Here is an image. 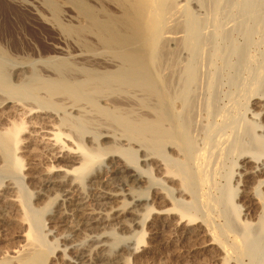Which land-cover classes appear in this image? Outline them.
Listing matches in <instances>:
<instances>
[{"label":"bare ground","instance_id":"6f19581e","mask_svg":"<svg viewBox=\"0 0 264 264\" xmlns=\"http://www.w3.org/2000/svg\"><path fill=\"white\" fill-rule=\"evenodd\" d=\"M7 1H11V0H0V11H1V9H3V10L7 9L8 10L9 3ZM127 1L128 2L125 1L126 4L124 3L125 4L124 6H122L123 3H121V4L118 3V5L125 10L122 13V15L125 16L124 19L125 20L127 19V20L132 22V26H133L132 27L133 28L132 33L134 30H135L134 33L137 32L138 34H139V32L142 31L141 32L142 34H140V36L142 35L144 37L143 38L144 43L149 42V44H147L146 47L144 46L145 48L143 47V49L142 50L140 49V51H139L138 46H136L134 44V42H135L134 40L136 38L135 39L132 38L133 40L131 39V37L133 36L132 34H128L130 39L127 36V34H124V33H123V35H121L122 33L118 34V32H120V30L123 32L122 26L124 27V25L120 24V22L121 23L124 22V19L122 20L121 17L117 18V16L121 15L120 14L121 12L119 13L120 15L115 13L117 15L116 18H114L115 14H113V16H112L113 19L111 21H109L107 19L105 21V18H106L105 17L103 24L101 21L96 23V25L98 24L97 27L99 26V28H101V30H99V31H101V33H99V32H96V33L98 35L104 34L103 36H106V34H107L106 32L109 29L110 32H108V33H112V34L115 33L114 36L116 38L112 37V34H110L112 37L110 40H112L113 38L116 39V40L114 39V42L112 41L113 43H115V41L119 42V40L125 41V39H120V37L122 38V36H123V38H126V41H127V38L129 39V41L131 40V43L129 42L130 45L133 43V46H131L133 48L129 47L130 45L127 46L132 50V52H130L131 50H129V48H127V47H126L127 50H125V48L123 49V47L126 46L124 44V42H120L123 44H119V45H125V46H123V47L121 46V48H120V46L118 45L120 48L118 50V52L115 51V49H116L115 47H117V49H118V46H117L118 43L116 42V45L113 44L114 46H112V47H114V52H116V54L118 53L117 57H118V59L120 58L119 59L120 61H121V59H122V61H124L123 59H126L128 61H124V62H126V63L129 62V64H128L129 66H127V65L122 66V67H127L126 69L124 68L122 73L120 72L122 70V67L120 66L121 64L119 65V67H121L120 69H118V70H120L119 76H122V79L124 78V81H120V82H123V84H124V82H127L126 84L128 85V83H131V81H133L136 84L137 82H135V81H137L139 78L141 79L142 77L145 78L147 76V78H148V76L151 75L154 78L152 80H154V82H155V88L153 89V87H154L153 86L151 90H154V91H152L154 94L153 93L152 94L154 95V98L156 99L155 103L158 102V104H156V105L160 106L162 103L159 104V102L165 101L164 104L166 106H168L169 115L168 116L166 115L167 116V118H166L163 114H161L160 108L158 107V109L155 112V114L157 113L156 114L157 118L155 117L157 119V121H156L157 123H155V125H152V127L147 128V127H143V126H136L133 124L134 126L131 125V127L129 126L128 129L132 133V134L130 133L131 136L136 135L137 138H139V140H140V137H142L144 139L143 140L144 144L149 143L148 144L149 146L151 144H152L151 146L157 145L158 148L156 146L155 147L159 153L163 154V161L165 160V163L161 162L159 159V162L156 163L155 167H157V169L160 171V175L162 174L161 175V176H163L162 180L166 179V181L168 180V182H169V180L172 181L176 175H177L176 178L179 176L182 177V182H181V185H180V188L178 191L181 193V195H180V198L178 197V194H177V197L174 195V193H176V192L173 193V191H174V189H177L176 186H175L176 188H174L173 191H172V188L169 189V190H171V192H167L168 191L167 187L163 186L160 188V190L161 189L164 190V187H166L165 190H166L167 194H166V192H164V194L166 195L164 197H166V201L172 203L171 208H167V209L165 208V209H161V210H158L157 212H155L154 208L149 207V204L147 203L148 204L147 205L145 203L146 205L144 204V207H143V209H145V211L142 209L144 211V213L141 214L140 211H142V210L137 208V206L139 205L138 203H140L139 202L140 199L138 200V198L135 194V192L137 191L136 186L138 185V188H139L141 184H144L145 182L149 181V183H147L148 184L147 187L151 186V188H152L153 186H155L154 184H152V183H155L154 181L152 182V180H155V179L153 178L154 176L152 177V179L149 176H146V174L150 175V172L148 171V169H146L148 171V173H146V174L144 172L142 173L143 170L141 168H138L137 166H139V165H137L136 163L135 164H136L137 170L136 169L134 170V168H133V167H135V166H133L134 159L130 154V156L133 159V160H131L133 162H131V161H130L131 163L129 162V165L133 163L130 166L127 165V161H128L127 159H126L127 160L126 164H124L125 161L124 162H121V161L118 162L117 157H116L117 162H115V160H113L116 164L115 165L116 166V169H115L116 173L119 174L120 176L121 175L123 176V174H127L130 177L131 183L129 186H127L128 188H126L124 191H122V190L121 191L103 190L102 192H98V194L96 193L99 201H100V199L102 200L101 201L102 203H103V200L106 201L105 202L106 208H105V210H103L104 212L102 211L101 213L97 214V212L95 213L93 211H91V212L85 211L84 209L86 206L84 207V202L80 201L82 199L78 198L79 201L77 202V199H76L75 200L76 202H74L72 199V197H74V196H72L70 192L74 191L75 188L78 186V185H76V187H75V182L78 184L79 181L81 182L84 179V176L87 173L90 174L89 172L91 170H93L92 168L101 158V156L103 154V153H101L102 151L101 150H98V151L94 150L95 152H93V150L91 151V149H92L91 148L92 146H91L90 147L91 152H90L89 149H86V147L84 145L85 143L83 144L80 141L81 139H79V141H77V139H76L77 142H73L74 139L73 140L71 139V135L64 131V129H66V128L63 126V122H61V119L57 116L58 112L55 113V112H53L52 109H49L48 104L53 103V102H51L52 99H50L51 101L49 103H47L48 101L46 102L47 105H45V102L42 101L41 107L40 106L36 107V106H33L32 104H31L32 106H29V105L23 106L24 104L19 105V103H17V104L15 103V105H13V106H15L14 110L16 112H18L15 114L20 115L19 114V112H20L21 114L30 117V119L35 118L34 119L35 121H33V120L30 121V123L32 124L31 126L33 128L31 127L32 131L29 129L30 130L29 135H31V136L35 135L36 136V135L40 134L39 135L40 138H38V139L40 140L41 143L45 144L46 147L51 150V152L52 151L54 152V155L52 154L53 156H56L57 159L67 158L72 163V165L74 164L73 166H70V167H64V166H60V165L50 166V168H48V170L45 174L46 177L48 178V180L51 181V183L53 182L55 185L64 184L65 182L69 183L68 186L70 187V190H69V187L66 185L68 187V189L66 191H70L69 192L70 195L67 192L68 193L66 195L67 198L64 196V198H66V199H63L60 201V207H63L65 203L67 205H65L66 206L65 210L63 209L64 210L63 211L61 208L60 212L63 211L62 214L66 218L72 217L69 215H73V217H75L76 216L75 213H77V214L79 213V216L78 215L77 216H78V218H80V220H77V221L78 222L81 221V223L86 222L85 224L88 223L91 226L93 224H95L94 222L97 218L99 220H102L105 222H107L106 220H109V219L111 220L113 218H118L121 227L124 229H127V230L128 229L133 230L136 227L143 226L145 223L143 219L146 217V215L150 214V216H151L152 213H156V214H158L159 217L170 221V223L172 222L171 224H169V225H175V226H172L173 227L172 229H174V228L178 229L179 226H182L183 229H185V232H189V231L192 232V230L195 231L196 229H198V228H196L197 226H195V228L192 227L193 224L197 223L196 220L198 218L197 217L198 213H196L194 211V205H193V201H192L195 198V196H193V198L191 200L190 197H189L190 199L187 197L185 198V196L183 197V194H185V192H186L185 190H187V188L190 186L191 182L193 181L197 185V186L195 185L196 188H199V192H197L196 194L197 195H198V193L201 194L203 204L206 205L205 208H209V209H211V211L212 210L218 211L221 216L223 215L225 217L224 219H225L226 223L224 224V226H221V228L219 229L221 233L215 234L210 243L211 244H220V245L222 244L223 246L221 249L223 250V252L226 253V257H231L232 256L231 254L237 253L238 257L244 256V255H245L244 257L249 256L251 259V262H250L251 264H264V242H263L264 240L261 238L262 235L264 234L263 233L264 232V211L261 212V214L258 216L259 219L257 220L258 223L256 225L252 224V222L251 223L247 222L246 219H244L245 220L244 222L241 220L240 221L237 220L236 216L239 213L238 211L242 210V209H240L242 207H240L241 205L239 206L238 204H236L235 200H234V198L236 196L234 189L237 186L236 184H238V183L234 182L235 186H233L234 183H232L233 182L232 179H234L233 178L234 169L236 168V167H234V165L236 163H234L233 158L239 156L242 159H244V162L242 163L243 166H241L244 170L241 173L239 172L241 174L239 176H243V177L245 176L246 179H249L251 177L250 175L257 174V176L259 177V179L257 181L258 184H256V186H254V187L251 186L249 188L246 186L248 188V190L246 188L243 190L244 192L248 193V195H247L248 198L247 197L246 198L249 199V203H251L252 205L255 204L254 203L256 201L255 198L258 201L259 200L263 201L262 187H264V124L262 125L261 123L256 122L253 119H255V118L257 119V117L260 116L261 114L264 115V50L259 51V52H257V51L254 52L253 49L255 46H257V44L264 47V0H127ZM12 2H14V1H12ZM80 2L78 1L77 3H80ZM122 2H123V0H122ZM82 3H83V0H82ZM20 4L22 5L21 1H20ZM20 4L18 3V6ZM15 7H17V5ZM87 7L88 6H86L84 9L85 11H87V9L89 8V7L88 8ZM90 9H88V10L89 11L93 10V8L91 10ZM7 10L5 11L6 13H7ZM10 10L8 12H11ZM93 11H95V10H93ZM93 11H92V14H90L91 16L93 15ZM13 12H14V10H13ZM6 13L5 14L3 13L5 16L1 15V16H4V17H2L1 20H3V18H5V20H6L5 22L8 23L9 15L7 16ZM94 13H95L94 15H97L99 12L98 13L94 12ZM112 13H114V12H112ZM112 13L111 14L109 13L108 15H112ZM88 14H89V12H88ZM94 15L92 16V18L95 17ZM96 17H99V15ZM93 19H96V18H93ZM109 19H111V18H109ZM9 20L11 21L12 19H9ZM18 20L20 21V19H18ZM96 20H101V19L99 18ZM96 20L95 21L93 20L94 25H95V22H97ZM90 21H92V19ZM90 21H88L89 24H90ZM108 21L110 23H108ZM100 22H101V26L99 25ZM106 22H107V24H105ZM125 22H127V21H125ZM131 22H130V24H131ZM127 23H129V22H127ZM127 23H125V24H127ZM91 25H92V23H91ZM129 26H127V27L129 28ZM6 27H8V26H5V28ZM88 27H90V25ZM77 28H74L72 30L74 31ZM80 30H82V29H80ZM124 30H126V29H124ZM5 31H8V30L5 29ZM78 31L79 30H77V32H75V33H78V34H79V32L82 33L81 31H79V32ZM96 31H98V30H96ZM130 31H131L130 29H129V32L127 30V33H130ZM1 32H3L2 28H1ZM9 32L10 31H8L7 35L9 34ZM0 36H1V33H0ZM4 36L5 35H3V37ZM103 36L101 35L100 37L102 38ZM108 38H110V37H108ZM1 39H3V38H1ZM103 39L106 40L107 38H102V40ZM139 39H137V40L139 41ZM110 40H108V42H107L109 45H110V43H109ZM140 41L142 42L143 40L140 39ZM112 42H111V44H112ZM102 43L107 44L106 42H102ZM108 44H107V46H109ZM3 46H4V44H3ZM9 46H8V48H9ZM134 47L137 49H134ZM8 48H6V49H8ZM111 49L113 50V48L110 47V51H112ZM133 49L135 50V52ZM136 51H139V53ZM114 52H111V54ZM182 52H184L186 55L183 54ZM5 53H9V52L5 51ZM96 54L102 55V54H99L97 52H96ZM111 54H109V55H111ZM181 54H183L185 56H183ZM9 55L7 54L8 57H11ZM3 56H2V59L4 58ZM96 56H94V57H96ZM113 57L114 58H111V59L113 61H114V59L116 60L117 57H116L115 53H114ZM123 57H125V58H123ZM107 60H108V58H107ZM6 61H7V59H6ZM102 61H103V59H102ZM104 61H106V60H104ZM6 63H5V65H6ZM8 63H10L9 59H8ZM111 63H113V62L111 61ZM4 66H2V67H4ZM7 66H10V64L9 65L7 64ZM228 69L231 71L234 70L233 72H235V73L232 72L231 75H228V77L230 76V81L229 80L228 81L230 83L232 82L234 84L233 86L236 85L237 89H236V92H233L232 94L230 93L231 94V96H230L231 99H229L230 103H228V105H225V106H223V108H221V106L219 107V105L217 104V98L219 97V94H218V92H219L218 87L219 86H217V83H219L218 82V81H220L219 79L223 76L225 71H227ZM242 69L245 71V73L247 75H244L243 71L241 73L240 70H242ZM22 70H23V68H22ZM247 70H248V72H247ZM239 71H240V74L242 76L239 75V73H238ZM113 72H115V71H113ZM116 73H118V72H116ZM21 74H22V71H19L18 76H20ZM25 75H27V74H25ZM89 75H91V73ZM127 75H130V76H128V77H131L130 81H129V78H126ZM117 76H116V78H117ZM42 77L43 76H41V79H42ZM65 77L66 76H64V78ZM203 77L206 79H203ZM64 78H62V81L66 80ZM94 78H95V76H94ZM109 78H112V77L109 76ZM147 78H145V80ZM151 78H148V79H151ZM2 79H4V77ZM52 79L54 80L53 77H52ZM87 79H89V78H87ZM5 80H6V77H5ZM5 80H2L1 82L5 81ZM42 80H41V83H42ZM44 80H45V78H44ZM46 80H48V79H46ZM73 80H74V78H73ZM82 80H80V81H82ZM104 80H106V78H104ZM152 80H148V81H152ZM32 81H34V80L32 79ZM58 81H60V80H58ZM67 81H68V79H67ZM99 81H97V83H99ZM148 81L146 80V82H148ZM22 82H24V81H22ZM48 82H49V80H48ZM92 82L93 81L90 80V83H92ZM103 82L105 83V81H103ZM115 82H116V80H115ZM138 82H140V81H138ZM154 82H152L151 85H154ZM3 83L6 84L5 82H3ZM54 83H55V81L53 82V84ZM60 83H62V82L60 81ZM74 83H76V82H74ZM95 83H96V81H95ZM142 83H140V84L137 83V85L138 84L141 85ZM8 84L9 83H7L4 86H7ZM34 84H35V82H34ZM42 84H44V83H42ZM46 84H48V83L46 82ZM51 84L52 83H49V85H51ZM35 85H33V86H35ZM38 85L39 84H37V86ZM49 85H47V86H49ZM54 85L49 86L51 88H47V89H52L55 86H59V84L58 85L56 84L55 86ZM61 85L62 84H60V86ZM78 85L79 84H76V85L74 84L72 86L73 87L72 90H74V86H75V91H79V95H80L81 89L82 90L85 89V86H83L84 87L83 88L82 85H79L80 87H77ZM96 85H99V84H96ZM106 85H107V83H106ZM130 85H132V83ZM144 85H145V83H144ZM151 85H149L150 87H148V88H151ZM0 86L4 88L3 85H0ZM41 86H43V85H41ZM62 86H61V88L55 87L56 90L54 89L55 91L53 90V94H52V96L54 98H55L54 94H56L57 91H58L57 93L60 92L58 89L63 90ZM92 86H93V84L91 85V87ZM99 86H101V84ZM129 86H128V88H129ZM6 88L8 91L5 89H4V91L12 92V89L14 87L11 86V88H9V87H6ZM79 88H81V89H79ZM139 88H141V87H139ZM76 89H78V90H76ZM151 90H149V91H151ZM34 91H35V89H34ZM41 91H45V89H43ZM51 91L52 90H49V92H51ZM66 91H69V90L65 89L64 92H66ZM75 91L74 92L72 91V92L75 93ZM49 92H47L46 94H48ZM99 92H100V90H99ZM36 93H34V94H36ZM77 94L78 93H76L75 95L78 97L79 95H77ZM230 94H228V96ZM8 95H10V94H8ZM56 95L58 96V94H56ZM90 95H92V94H90ZM97 95H98V93H97ZM243 95H244L245 99L250 98L252 96H255V99L262 100L261 110L259 112H253V114L251 113V118H248L247 115L242 113V111H243L242 109L245 108V106L247 108V105H245L246 101L244 100V104H243L241 102L243 99L240 100L241 96L243 97ZM36 96L38 97V95H36ZM50 96H48V97H50ZM70 96L72 97V96H74V94L73 95L71 94ZM3 97H5V96H3ZM41 97L44 98L42 95H41ZM48 97H46V98H48ZM76 98H75V100H76ZM79 98H81V97H79ZM88 98H89V95L87 96V99ZM69 99H70V97H69ZM90 99H94V98H90ZM95 99H97V98H95ZM38 100H41V98H39ZM47 100H49V98ZM54 100H56V99H54ZM80 100H83V99H80ZM4 101H6V100H4ZM92 101H94V100H92ZM78 102H79V100H78ZM94 103H95V101H94ZM96 103H97V101H96ZM54 104L56 106V103H54ZM77 104H79V103H77ZM105 104H106V102H105ZM68 105H69V103H68ZM147 105H149V104L147 103ZM156 105H154V106H156ZM71 106H72V104H71ZM73 106H74V104H73ZM79 106H77V107H79ZM162 106H164V105H161V107ZM39 107L41 108V111L38 110ZM62 107H64V106H62ZM74 107H76V106H74ZM107 107L110 109L109 106H107ZM2 108H3V106H2ZM50 108H51V105H50ZM101 108H100V111L103 110ZM123 108H125V107H123ZM150 108H151V105H150ZM53 109H55V107ZM64 109H65V107H64ZM81 109H83V108H81ZM6 110H9V109H6ZM6 110H4V113L6 112ZM71 110H72V108H71ZM75 110H77V109H74L73 111L75 112ZM78 110L80 111V109H78ZM131 110H133L132 107H131ZM131 110H130V112H132ZM247 110L248 109H246V112H247ZM127 111H129V110H127ZM133 111H135V109ZM164 111L166 112V110H164ZM8 112H10V111H8ZM39 112H40V114H39ZM166 113H168V112H166ZM244 113H245V111H244ZM9 114H7V115L3 114L4 116L2 115L4 120L7 121L6 123H8V126H5L4 129L1 128L2 130H0V158H1V161H3V163L6 166L4 168L8 169L9 167H11L13 170H17V172H18V170H20L19 172H21V170H23V167L25 165V163H24L25 161L23 162V160H22L23 158H21L22 155L21 156L19 155V153H20L19 151H21L20 149L22 148L21 145H22V142L24 141L23 139H26L23 137V135H25L24 132H26L29 125L26 124L28 122L25 121V116H24V118H21L19 120H17L16 118H15L16 120H14V119L12 120L11 117H9L10 116ZM110 114H108V115L105 114V115L109 116ZM119 114H120V116L122 115L121 113H119ZM128 115H130V114H128ZM134 115H136V114H134ZM68 116H70V115H68ZM81 116L83 117V115H81ZM120 116H119V119H120ZM124 116H126V115H124ZM78 117H80V116H78ZM89 117H90V114H89ZM126 117H128V116H126ZM62 118H63L62 121H64L65 120L64 117H62ZM113 118L114 117H112V119ZM116 118H117V116H116ZM136 118H138V117L136 116ZM147 118L148 117H146L145 119H147ZM91 119L92 118H90L89 120H91ZM119 119L115 120L116 124H118L117 120H119ZM127 119H130V118H127ZM86 120H87V118H86ZM129 121L130 120H128V122ZM136 121H135V123H136ZM141 121H143V120H141ZM122 122L124 123V118H123ZM123 123H122V125H123ZM130 123H129V125H130ZM142 123H144V122H142ZM79 124H80V126L82 125V123H79ZM125 126L126 125L124 124V128H125ZM146 126H147V124H146ZM26 127H27V129H26ZM120 128H122V127H120ZM126 128H127V126H126ZM124 131H125V129H124ZM126 133H128V130ZM76 134H77V132H76ZM81 134H83V133H81ZM150 134H152V135H150ZM133 136H132V138L136 139L137 142L140 143V141H138V139L133 137ZM105 137H107V135ZM122 137H123V135H122ZM168 137L169 138L175 137L176 139L171 138V140H172L171 142H173V141H175V142L169 144L167 141L169 139ZM32 138L33 137H31V139ZM142 138H141V142H143ZM128 139H130V137H128ZM131 139H130V141H131ZM178 140L181 142L180 145H179V142H177ZM164 142H167L166 144H169L168 146L171 149L172 153H174V154H175L176 147H177V151H179L178 147H181L180 149H181V152H183V155L180 151L176 152V154H178L180 156L176 155V157H175V155L174 156L171 154H170L171 156L167 155L166 152H164L165 146L164 147L161 146L162 143H164ZM169 142H170V140H169ZM175 144H178V146L177 145L175 146ZM107 146H109V145H107ZM112 148L114 149V147H112ZM94 149H96V148H94ZM172 149H175V150H172ZM106 150H108V149H106ZM153 153H154V151H153ZM123 154H125V153H123ZM157 155H159V154H157ZM182 156L184 157L185 161L187 159V165L188 164L192 165V167H190L188 165L190 168H192V169H190L191 171L189 170L188 166H187L188 170L181 168L182 170L180 171L179 167L181 166V164H180L182 162L181 159H183ZM24 157H25V155H24ZM111 157H113V156L111 155ZM131 157H130V159H131ZM144 157H145V155H144ZM113 159H115V157ZM237 159H235V160H237ZM145 160H147V158ZM230 160H232L233 168L231 167V162H230V165L228 164ZM114 162H113V164H114ZM150 162H151V160H150ZM23 163H24V165H23ZM244 163H246V164L248 163L250 165L245 168ZM146 164H147V162H146ZM184 164H186V162ZM142 165H143V163H142ZM227 165H229V166H227ZM131 166H133L132 167L133 169L131 168ZM149 166H151V165H149ZM149 166H147V167H149ZM235 166H237V165H235ZM152 167H153V165H152ZM152 167H150V168H152ZM187 167H183V168H187ZM94 170H95V168H94ZM140 170H141V172H139ZM146 170H145V172H146ZM159 171H157V172H159ZM188 171H190L189 175L193 172V175L191 174V176H193V178H192L193 180H191L189 178ZM7 172H8V170H7ZM92 173L93 172H91V174ZM147 177H149L150 180H148ZM221 178H223L225 180V182L222 183L221 185H219V187H218L217 185L221 181L220 180L218 182V179H221ZM16 180H19V179H16ZM85 180H86V178H85ZM93 180H95V179H93ZM160 180H161V178H160ZM96 181H98V180H96ZM150 181L152 183H150ZM157 181H159V180H157ZM83 182H81V183H83ZM238 182H241V181H238ZM164 183H165V180H164ZM95 184H97V183H95ZM254 184H252V185H254ZM81 185H84V184H81ZM9 186H10V184L7 185V188ZM158 186L159 185H156V187H158ZM169 187H171V186H169ZM191 187H193V186H191ZM191 187H189V189H192ZM22 188H21V190H19L20 192H22ZM73 188H74V190H72ZM141 189H142V187H141ZM214 189L215 190L218 189L219 191L218 192L215 191L216 192L215 193V192H213ZM157 191H159V189ZM161 191H159V192H161ZM190 191L192 192V190H190ZM26 192H27V190H26ZM80 192H81V190H80ZM148 192L149 191H146V193H148ZM193 192H195V190ZM73 194L76 195L74 192H73ZM156 194H157V192H156ZM200 194L198 195V197H200ZM50 195L49 196L47 195L48 197L46 195H44L47 197V199H46V201H44L45 199L43 200L45 203L43 205H41L40 207H38V206L34 207L33 206L34 207V208L32 207L33 209L32 208H30V209L26 208L27 211L25 210L23 212L24 214L22 213L23 216L21 219L22 221L20 220L21 221L20 223L27 224V221L31 222L29 225L27 224L28 228L26 227L27 228L26 231L22 234V238L24 237L25 244H22V246H20L19 249L17 248L15 250H13L12 251L13 254H9L8 257H4L5 254H4V256H2L3 251L1 250L2 249V247H1V249H0V264H29V263H31L32 260H25L23 258V257H25V258L29 257V255L26 256L25 251L28 250V254H30L32 252V251H30V253H29L30 248H33L30 250L34 251V249H35L37 251V250H40L41 247H45L46 245H48L50 243V241L46 240L47 236L46 237H44V235L41 236V230L39 231V228H41V219L43 218V214H46V211L48 212V209L52 206L53 201L56 200L55 199L56 197H54V196L52 197ZM192 195H195V194L192 193ZM17 196H18V194H17ZM56 196H58V195H56ZM154 196H155V194H154ZM10 197H9L10 199H12V198L17 199L16 197H12V195ZM6 198L9 199L8 197H6ZM161 198H163V197H161ZM15 199H12V200L15 201ZM127 199H130V200H127ZM148 201L149 200H147V202ZM195 202H198V201L195 200ZM21 203H22V201H21ZM256 203H257V201H256ZM203 204H200V205H202L201 207H203ZM103 205H104V203H103ZM252 205L250 206V208L252 207ZM142 206H143V204H142ZM169 206H170V204H169ZM197 206H198V204H197ZM23 207L24 206L22 204V208ZM195 207H196V205H195ZM22 208H21V210H23ZM196 208H198V207H196ZM199 210L200 209H198V211ZM255 210H257V209H255ZM125 212L131 214L134 217L132 223H128V221L123 219L122 216H124L123 214H125ZM175 212L179 216L172 217V214ZM234 215H236V216H234ZM239 215H240V213L238 214V216ZM142 216H145V217L142 218ZM158 216H157V218H158ZM239 217H237V218L239 219ZM32 218H35V220H36L35 223L32 222ZM97 223H98V221H97ZM158 223H160V221ZM212 223H214V222L210 221V219H209V222L207 221L204 228H202L200 226H198V227L202 228L203 233L207 232V234H208V233H210V232H208L210 230V228L212 230V227H210V226H212L211 225ZM238 223H240L241 225ZM78 225L80 226V223H78ZM90 225H88V226L85 225V226L89 227ZM217 226H219V225L217 224ZM238 226L240 229L237 228ZM82 227L75 226L74 227L75 232H76V230L78 231V229L82 228ZM91 229H92V227H91ZM227 231H230L233 233L231 236V241L229 243H226L227 241H224L222 239V236L225 233H227ZM106 233H101V234L99 233L100 235L98 234L99 236H95V237H90L87 235L89 238L88 240L92 243V245L94 244V247L103 248V246L105 247V245H108L107 240H109L108 238L110 237L108 235V233L107 234ZM113 234L115 235V233H113ZM113 234H112V236H114ZM260 235H261V237H260ZM184 237H185V235H184ZM259 237H260V239H259ZM117 239L120 240L121 238L120 239L115 238L114 242H117L118 241ZM261 239L263 241H261ZM113 240H114V238H113ZM67 244L69 245L70 248L75 250V252H74L75 253V256H74L75 259H72L73 258V256H72V258H71L72 261H70V262H73L75 264H91V262H92L91 257L92 256L90 257V252H88V250H90V249L88 247H87L88 248L87 251L80 250L78 248L81 245H78V243L76 244V242L66 243V246L65 245H63V246H65L67 248L68 247ZM112 244H113V242H112ZM77 245H78V248H77ZM92 245H90V246H92ZM51 247H52V245H51ZM83 248H85V247L83 246ZM43 249L45 250V248H43ZM36 251H34V252H36ZM62 251H63V253H65L64 251H66V250H62ZM134 252H135V250H134ZM91 253H92V251H91ZM22 254L23 255L25 254V255L22 256ZM6 255H8V254H6ZM127 260H129V259H127Z\"/></svg>","mask_w":264,"mask_h":264},{"label":"rangeland","instance_id":"374dc122","mask_svg":"<svg viewBox=\"0 0 264 264\" xmlns=\"http://www.w3.org/2000/svg\"><path fill=\"white\" fill-rule=\"evenodd\" d=\"M12 1H14V2H12ZM20 1L22 2V5L20 4ZM76 1L77 2L81 1L80 2L81 4L77 3ZM125 1L128 2L127 0H125ZM125 1L123 0V2H122V0L121 1L120 0H118V1L117 0H83V3H82V0H11V1H7L9 3V5H8L9 8L7 7L8 10L6 9L7 13L5 12L6 10H3V9H1L2 12L0 11V13H1L0 14V26L2 25L0 27V33H1L0 37L3 38V39L0 38V68H1L0 69V82L2 80H5V77H6V80L3 82H5L6 84L9 83L7 86H4L6 84H4L3 82L0 83V85L4 86V88L0 86V113H1L0 114V123H1L0 124V126H1L0 130L4 129L5 126H8V123H6L7 121L4 120L3 116L5 114L7 115L9 113H10L9 117H11L12 120L13 119L19 120L21 118H24V116H25V121L28 122L26 124L29 125L28 129L26 127L27 130H26V132H24L25 135H23V137L26 138L27 140L23 139L24 141L22 142V145H21L22 148L20 149L21 151H19L21 153V154L19 153V155L20 156L22 155L21 158H23L22 159L23 162L25 161L24 162L25 165L23 163V165H24L23 170H21V172H19L20 170H18V172H17V170H13L11 167H9L8 169L4 168L6 166L3 163V161H1V158H0V198H1L0 199L1 200L0 201V209L2 208L0 210V249L2 247V249H1L3 251L2 256H4V254H5L4 257H8L9 254H13L12 253L13 250H15L17 248L19 249L20 246H22V244H25V240H24V237L22 238V234L26 231V229L28 228V225L31 222L27 221L28 225L24 224V223L23 224L20 223L22 221L21 220L22 216H23L22 213L25 210L27 211V209L32 208L33 206L34 207H37V206L40 207L41 205H43L45 203L44 201H46L47 197L51 194L50 196H52V197L54 196V197H56L55 199L56 200L58 199V200L57 201L54 200L55 202L53 201V204H52L53 207L51 206L48 209V212L46 211V214H43V218L41 219V228H39V231L41 230V236H43V235H44V237L47 236L46 240L50 241V243L49 244L47 243L48 245H46L45 247H41L40 250L36 251L34 249V251H36V252H34L33 250H30V249H33V248H30L29 253H30V251H32L30 254H28V250L25 251L26 256L29 255V257H27V258L23 257V258L25 260H32L31 263H29V264H75L73 262H70V261H72V259H75V257H74L75 256V253H74L75 250L70 248L68 244H67L68 249L65 247L66 243H71V242H76V244L78 243V245H81V246H79V248L77 245V248L80 250L87 251L88 248L90 249V250H88V252H90V257L91 256L93 257V258L91 257V261L93 262V263L91 262V264H251L250 263L251 259L249 256L244 257L245 256L244 255V256L238 257L237 253H233V254H231L232 256L230 255L231 257H226V253L223 252V250L221 249L223 246L222 244L220 245V244H211L210 243L215 234L221 233L219 229L221 228V226H224V224L226 223L225 219H224L225 217L223 215L221 216L218 211H213V210L211 211V209L205 208L206 205L203 204L201 194L198 193V195L200 194V197H198V195L196 194L197 192H199V188H196L197 185L193 181H192L193 183L191 182V184L189 186V187L193 186V187H191L192 189H189V187L187 188V190L184 189L186 192H185V194H183V197L184 196H185V198L190 197L192 200L193 196H195L196 199L195 198L194 199L196 201H198V202H195L194 199L192 200L193 205H194V211L196 213H198L197 214V217H198L197 220L198 221L196 220L197 223L193 224L192 227L195 228V226H197L196 228H198V229L200 227L204 228L207 221L209 222V219H210V221H212L216 224V225L214 223L211 224L212 226H210V227H212V230L210 228V230L208 231L210 233H208V234H207V232L203 233L202 228L199 229L200 231L198 229H196L195 231L192 230V232L191 231L185 232V229H183L182 226H179L178 229H176V228L172 229L173 228L172 226H175V225H169L172 222L170 223V221L159 217L158 214H156V213H152L151 216H150V214H147L146 217L142 216V218L145 217L143 219L145 222L144 225L140 226V227H136L133 230L131 229L132 231L130 229L127 230V229L122 228L118 218L106 220L107 222L99 220L97 218L94 222L95 224H93L91 226L88 223L85 224L86 222L81 223V221H79V222L77 221V220H80V218H78L79 213L78 214L75 213L76 216L78 215L77 217L75 215H74L75 217H73V215H69L72 217H68V218L64 217V215L62 214V212L66 208L65 205H67V204L66 203L64 204V206H63L64 208L60 207V201L63 199H66L67 198L66 195L70 192V191H66L69 187L68 186L69 183L65 182L64 184L55 185L53 182L51 183V181L48 180V178L46 177L45 174H46L48 168H50V166L60 165V166H64V167H70V166H73L74 164L72 165V163L67 158L57 159L56 156H53L54 152L53 151L51 152V150L49 148H47L45 144L41 143L40 140L38 139V138H40V136H39L40 134L36 135V136L35 135L34 136L29 135L30 130L33 128L31 126L32 124L30 123V121L31 120L35 121L34 120L35 118L30 119V117L23 115L20 112H19L20 115L15 114V113H18L14 110L15 106H13V105H15V103L16 104L19 103V105L24 104L23 106H27V105L32 106L33 105L36 107H38V106L41 107L42 101L45 102V105H47V103H49L51 101L50 99H52L51 102H53V103L48 104L49 109H52L53 112H55V113L58 112L57 116L61 119V122H63V126L66 128V129H64V131L71 135V139L72 140L74 139L73 142H77V141H79V139H81L80 141L83 144L85 143L84 145H85L86 149H89V151L91 148H92L91 151L93 150V152H95L94 150H97V151L101 150L102 151L101 153H103V154H102L101 158L92 168L93 170L95 168V170L94 171L91 170L89 172L90 174H91V172H93V173L91 175L87 173L84 176V179L81 181V182L84 181L83 183H81L79 181L77 184L75 182V187H76V185H78V186L75 188V190H74V188L72 189L74 191L71 190L72 192H70L71 195L74 196V197H72L74 202H76L75 201L76 199L78 202L79 201L78 198L82 199L80 201L84 202V207L86 206L84 209L85 211H88V212L93 211V212H95V213L97 212V214H99L103 210H105V208H106L105 202L106 201L103 200V203H104V205H103V203L101 202L102 200L101 199H100V201L98 200V198H97L98 192H102L103 190H114V191L115 190H117V191L122 190V191H124L126 188H128L127 186L130 185L131 179L127 174H123V176L122 175L120 176L119 174L116 173L115 162H117V161L118 162L119 161H121V162L125 161L124 164H126V161L128 160L127 165H129V162L134 159V164L133 163L132 164L135 167L131 166V168L133 167L134 170L135 169L137 170V167L141 168L143 170L142 173L144 172L145 174L148 173V171H149L150 175L146 174V176H149L151 179L154 176L153 178L155 180H152V182L154 181L155 183H152L150 181V183L155 185L152 188H151V186L147 187L148 186L147 183H149V181L145 182L147 185L144 183V184H141L139 188H138V185L136 186L137 191L135 192V194H136L138 200L140 199L139 200L140 203H138L139 207L137 206V208H139L140 210L143 209L145 203L146 204L148 203L149 207L154 208L155 212H157L158 210H161V209L171 208L172 203L166 201V197H164V196H166L164 194V192H166V190H165L166 187L168 190L167 192H171V190H169V189L172 188V191H173V189L177 187V189H174L173 193L176 192V193H174V195L177 197V194H178L179 198L181 195V193L178 191H179V188H180V185L182 182V177L179 176L176 178V176H177L176 175L174 177V179L172 181L169 180V182H168V180L166 181V179L163 178L165 180V183H166L165 184L164 180H162V177H163V176H161L162 174L160 175V171L157 169V167H155L156 163L159 162V159L161 162L165 163V160L163 161V154L159 153L158 150L156 149L157 145L151 146L152 145L151 144L149 146L148 145L149 143L144 144V141H143L144 139L142 137H140V140H139V138H137L136 135L135 136L132 135L133 137L137 138L138 141H140V143L137 142L136 139L132 138V136H131L132 133L128 129V127L129 126L131 127V125L132 126H134V125L143 126V127H147V128L152 127V125H155V123H157L156 122L157 121V119H156L157 113L155 114V112L158 109V107L160 108L161 114H163L166 118L169 115L168 106H166L164 104L165 101L159 102V104L162 103L161 105H164L165 107L164 106L161 107V105L157 106L156 104H158V102L155 103L156 99L154 98V95H153L154 93L152 92L154 90H151L153 86H154L153 89L155 88V82H154V80H152L154 78L150 75V76H148V78L152 77L151 79H148L147 76L145 78H147L146 79L147 81L148 80H152V81L146 82L145 78H143V77L141 79L139 78L140 80L138 79L137 81H135L139 84L143 82L141 85H139V84L137 85V83L135 84L133 81H131L133 86L130 85L131 83H128V85H127L126 84L127 82H124V84H123V82H120V81H124V78L122 79V76H119V74H120V72L122 73L124 68L125 69L127 68V67H122V66H124V65L129 66L128 65L129 62L128 63L124 62V61H128L126 59H123L124 61H122V59H121V61H120L119 60L120 58L118 59V57H117L118 53L116 54V52H114V47H112V46H114L113 44L116 45V42H117V41H115V43H113L114 39L116 38L114 36L115 33H113V34L108 33V32H110V30L108 29V31L106 32L107 33L106 36H103L104 34H101L103 36L102 38H107L106 40L105 39L102 40V38L100 37L101 35L99 34L100 35L99 36L96 33V32L101 33V31H99V30H101V28H99V26L97 27L98 24L96 25V23L101 21L103 24L105 17H106L105 21H106V19L111 21L113 19V17H112L113 14L116 13L118 15H120V14L121 15L117 16L115 14L114 18H116V16H117V18L121 17L122 20L124 19L125 16H123L122 13L125 10L122 7H120L118 5V3H120V4L123 3L122 6H124L126 4ZM18 3L20 4L19 6H18ZM16 5H17V7H15ZM86 6L89 7V8L87 7L88 9L93 8V10H95V11H93L91 9H90L91 11H89L87 8H86L87 11H85L84 9ZM9 10L11 12H8ZM13 10H14V12H13ZM92 11H93V15L95 14L94 12H96V13L99 12L97 15H94L95 17H93V18H96V19L100 18L101 20L93 19L92 18L93 15L92 16L90 15V14H92ZM88 12H89V14H88ZM112 12H114V13H112ZM3 13L4 14L6 13L7 16L9 15L8 23L5 22L6 21L5 18H3V20H1L2 17L5 16ZM109 13L110 14L112 13V15H108ZM1 15H4V16H1ZM98 15H99V17H96ZM17 18L20 19V21ZM90 18L92 19V21H90L91 20ZM109 18H111V19H109ZM9 19H12V20L10 21ZM93 20L97 21V22H95V25L93 24ZM88 21H90V24ZM109 21H108V23H110ZM125 21H127L129 23H127ZM101 22L99 23L100 26H101ZM130 22L131 21H129L127 19L126 20L124 19V22H122V23L120 22V24L124 25V27L122 26L123 32L120 30V32H118V34L122 33L121 35H123V33H124V34H127V36H128V34H132L133 36L131 35L132 36L131 39L136 38L134 40L135 41L134 44L136 46H138V50L140 51V49L142 50L144 46L146 47V45L149 44V42H145L146 44L144 43V39H143L144 37L142 35L140 36V34H142L141 33L142 31L139 32V34H138L137 32L134 33V31H135L134 30L133 31L134 34L132 33V30H133L132 27L133 26H132V22H131V24H130ZM91 23H92V25H91ZM125 23H127V24H125ZM105 24H107V22ZM89 25H90V27H88ZM5 26H8V27L5 28ZM127 26H129V28ZM1 28H2L3 32H1ZM74 28H77V29H75L73 31L72 29H74ZM5 29L10 31L9 32L10 35L9 34L7 35L8 31H5ZM80 29H82V30H80ZM124 29H126V30H124ZM129 29L131 31H130V33H127V30L129 32ZM77 30L81 31L82 33H80L79 31H78L79 34L75 33V32H77ZM96 30H98V31H96ZM110 34H112V37H115V38L110 40L112 38ZM3 35H5V36L3 37ZM107 36L110 38H108ZM138 37L140 39H142L143 41L141 42ZM120 39H125V41H126V38H123V36H122V38L120 37ZM129 39H130V37H129ZM129 39L127 38L126 42L119 40V42H117L118 43L117 46L119 44H123L120 42H124V44L126 46L125 45H119V46H120V48H121V46L122 47L125 46V47H123V49L125 48V50H127L126 47L129 46L131 43V40L129 41ZM137 39H139V41ZM108 40H110V42H109L110 45L107 43ZM102 42H106L109 46H107V44H103ZM111 42H112V44H111ZM3 44H4V46H3ZM8 46H9V48H8ZM119 46H118V49H117V47H115L117 49V50L115 49V51L118 52V50L120 49ZM131 46H133V43L129 47H131ZM110 47L113 48V50L111 49L112 51H110ZM129 47H127V48H129ZM135 47H134V49H137ZM6 48H8V49H6ZM131 48H133V47H131ZM129 50H131V49L129 48ZM253 50H254V52L255 51H257V52L263 51L264 47L257 44V46H255ZM5 51H8L9 53H5ZM139 51H136V52L139 53ZM96 52L99 54H102V55H98V54H96ZM111 52H114L116 57H117L116 60L114 59V61L111 59V58H114L113 57L114 53L111 54ZM130 52H132V50ZM134 52H135V50H134ZM182 53L185 54L184 52H182ZM7 54L8 55L10 54L9 56H11V57H8ZM109 54H111L112 56ZM183 54H181V55H183ZM185 55H183V56H185ZM2 56L5 59L4 58L2 59ZM94 56H96V57H94ZM107 58H108V60H107ZM123 58H125V57H123ZM6 59H7V61H6ZM8 59H9L10 63H8ZM102 59H103V61H102ZM104 60H106V61H104ZM110 60L113 63H111ZM5 63H6V65H5ZM7 64L8 65L10 64V66H7ZM119 65L122 67L121 71L118 70L121 68V67H119ZM2 66H4V67H2ZM22 68H23V70H22ZM17 69L19 71H22V74L20 76H18L19 71ZM113 71H115V72H113ZM233 71H231L229 69L227 71H225L223 76L219 79L220 81L221 80L222 81L221 82L218 81L219 83H217V86H219L218 87L219 97L217 98V104L219 105V107L221 106V108H223V106L228 105V103H230V100H229V99H231L230 96L233 92H236V89H237L236 85L233 86L234 84L232 82L231 83L229 82L230 76L228 77V75H231V73ZM240 71H241V73L243 71V74L247 75L243 69ZM240 71L238 73L240 76H242L240 74ZM116 72H118V73H116ZM247 72H248V70H247ZM90 73H91V75H89ZM233 73H235V72H233ZM25 74H27L28 76ZM102 74L103 75L105 74V75L103 76ZM2 76L4 77V79H2L3 78ZM30 76L31 77L33 76V77L31 78ZM41 76H43L42 77L43 80L41 79ZM64 76H66V77L64 78ZM94 76H95V78H94ZM109 76L112 78L114 76L115 77L112 79V78H109ZM116 76H117V78H116ZM128 76H130V75H127L126 78H129V81H130L131 77H128ZM52 77L54 78V80L52 79ZM61 77L66 79V80L63 79L65 82L62 81ZM72 77L74 78V80ZM44 78H45V80L48 79L49 82H48V80L45 81ZM87 78H89V79H87ZM104 78H106V80H104ZM32 79L34 81H32ZM57 79L60 80L62 83H60V81H58ZM67 79H68V81H67ZM114 79L116 80V82ZM203 79H206V78L203 77ZM41 80H42V83H44V84L41 83ZM80 80H82V81H80ZM90 80H92L93 82L90 83ZM94 80L96 81V83ZM22 81H24V82H22ZM54 81L57 85L59 84V86H55L56 84L55 83H54L55 85L53 84ZM97 81H99V83H97ZM103 81H105V83ZM138 81H140V82H138ZM34 82L36 85L34 84ZM46 82L48 84H46ZM74 82H76V83H74ZM152 82H154V85H151ZM49 83H52L51 85H54L55 87H58V88H61V86L63 85L62 86L63 90H60L57 88L60 92L59 93H57L58 91L56 92V94H58V96L56 94H54L55 98L52 96L53 90L55 89V87L52 89H47V88H51V87H49V86H51V85H49ZM106 83H107V85H106ZM144 83H145V85H144ZM32 84L35 85L36 87L33 86ZM37 84H39V85L37 86ZM40 84L43 86H41ZM60 84H62V85L60 86ZM74 84L75 85L76 84L82 85V87L85 86V89H83L84 91L81 89L82 87L79 88V89H81L80 95H79V91H75V86H74V90H72L73 89L72 86ZM92 84H93V86L95 85L96 87L92 86L93 87L92 88L91 87ZM96 84H99V85L101 84V86L96 85ZM148 84L151 85V88H148V87H150ZM45 85L46 86L49 85V86L46 87ZM79 85L77 87H80ZM11 86L14 87L12 89V92H7L8 90L6 87L11 88ZM128 86H129V88H128ZM138 86L141 88H139ZM33 88L35 89V91ZM4 89L7 91H4ZM43 89H45V91H41ZM65 89L69 90V91L64 92ZM49 90H52L51 91L52 93L49 92ZM76 90H78V89H76ZM99 90L101 93L99 92ZM149 90H151V91H149ZM72 91L73 92L75 91V93H73ZM47 92H49V93L46 94ZM34 93H36V94H34ZM76 93H78L77 94V95H79L78 97L75 95ZM97 93H98V95H97ZM8 94H10V95H8ZM71 94L72 95L74 94V96L71 97L70 96ZM90 94H92V95H90ZM228 94H230V95L228 96ZM36 95H38V97ZM41 95L44 98H42ZM67 95L70 97V99ZM88 95H89V98L87 99ZM3 96H5V97H3ZM48 96H50V97H48ZM46 97H48L49 100H47L48 98H46ZM79 97H81V98H79ZM39 98H41V100H38ZM75 98H76V100H75ZM90 98H94V99H90ZM95 98H97L98 100ZM54 99H56V100H54ZM80 99H83V100H80ZM4 100H6V101H4ZM78 100H79V102H78ZM92 100H94L95 103ZM240 100H242L241 102L243 104H244V100L246 101L245 105H247V108L245 106V108L242 109L243 110L242 113L247 115L248 118H251V113L253 114V112H259L262 108L261 107L262 100L255 99V96H252L250 98L245 99L244 95H243V97L241 96ZM96 101L98 104L96 103ZM105 102H106V104H105ZM54 103H56L57 107L55 106ZM68 103H69V105H68ZM70 103L72 104V106H73V104L76 107L79 105L80 106L77 108L73 106L74 107L73 108ZM77 103H79V104H77ZM147 103L149 105H147ZM60 104L62 106H64L65 109ZM50 105H51V108H50ZM150 105H151V108H150ZM154 105H156V106H154ZM2 106H3V108H2ZM107 106H109L110 109ZM54 107H55V109H53ZM123 107H125V108H123ZM131 107L133 110L135 109V111L131 110ZM39 108H38V110L41 111V108L40 109ZM71 108H72V110H71ZM81 108H83V109H81ZM100 108L103 110L100 111ZM162 108L164 110H166V112H168V113H166ZM6 109H9V110H6ZM74 109H77V110H75V112H74L73 111ZM78 109H80V111ZM126 109L129 111H127ZM246 109H248L247 112H246ZM4 110H6L5 113H4ZM130 110L132 112H130ZM8 111H10V112H8ZM244 111H245V113H244ZM119 113H121L123 116L121 115L122 116L121 117ZM39 114H40V112H39ZM89 114H90V117H89ZM105 114H107V115L110 114V115L107 116ZM128 114H130V115H128ZM134 114H136V115H134ZM68 115H70V116H68ZM81 115H83V117ZM118 115L120 116V119H119ZM124 115H126L128 117H126ZM78 116H80V117H78ZM111 116L114 118L112 119ZM116 116H117V118H116ZM136 116L138 118H136ZM62 117H64V119H65L64 121H62L63 120ZM146 117H148V118L145 119ZM86 118H87V120H86ZM90 118H92V119L89 120ZM123 118H124V123L122 122ZM127 118H130V119H127ZM116 119H119V120H117L118 124H116V121H115ZM128 120H130V121L128 122ZM141 120H143V121H141ZM253 120H255L256 122H259L263 125L264 124V115L261 114L260 116L257 117V119L255 118ZM135 121H136V123H135ZM142 122H144V123H142ZM79 123H82V125L80 126ZM122 123H123V125H122ZM129 123H130V125H129ZM124 124L127 126V128H126V126L124 128ZM146 124H147V126H146ZM119 126L122 128H120ZM124 129L126 132L128 130V133H126L124 131ZM76 132H77V134H76ZM81 133H83V134H81ZM106 135H107V137H105ZM122 135H123V137H122ZM150 135H152V134H150ZM76 136L77 137L79 136V137L77 138ZM31 137H33V138L31 139ZM128 137H130V139L132 138L131 141H130V139H128ZM141 138H142L143 142H141ZM171 138L173 139L175 137H171ZM171 138H169L167 140L169 144L175 142V141L171 142L172 141ZM76 139H77V141H76ZM169 140H170V142H169ZM177 142H179V145H180L181 142L179 140ZM164 143H162L161 146H163V147L165 146L164 152H166L167 155L171 154L173 156L175 155V157H176V155L180 156V155L176 154V152H179V151L181 152V149H180L181 147H178L179 151H177V147H176V150L172 149V150H175V154H174V153H172L171 149L169 148V146H168L169 144H166L167 142H164ZM107 145H109V146H107ZM176 145L178 146V144H175V146ZM112 147H114V149ZM94 148H96V149H94ZM106 149H108V150H106ZM152 150L154 151V153ZM123 153H125V154H123ZM181 153L183 155V152H181ZM130 154L133 157V159L130 156ZM157 154H159L160 156ZM24 155H25V157H24ZM111 155L113 157H111ZM144 155H145V157H144ZM114 157H115V159H113ZM116 157L118 159L117 161H116ZM130 157H131V159H130ZM146 158H147V160H145ZM182 158L183 159L180 158L182 160V162L180 163L181 166L179 165L180 171L182 169L188 170L189 166L192 167L191 164L190 165L188 164L189 166L187 165V159L185 161L183 156H182ZM233 159H234V163H236L235 165H237V166L234 165V167H236V168L234 169V174H233L234 179H232V181H233L232 183H234V182L238 183V184H236L237 186L234 189V191L236 193L234 200H235L236 204H238L239 206L241 205L240 207H242V208H240L242 210L238 211L240 213V215H239L240 217L238 216L239 213L237 214V216L236 215H234V216H236V219L239 221L241 220L244 222L245 221L244 219H246L247 222H250V223L252 222V224L256 225L258 223L257 220L259 219L258 216L261 214V212L264 211L263 210L264 209V202H263L264 201V187H262L263 201L262 200L258 201L255 198L257 203H256V201L254 202L255 204H253V205L251 203H249V199H247L248 193L244 192L243 190L245 188L248 190L249 187L256 186V184H258L257 181H258L259 177L257 176V174L250 175L251 177L249 179H246L245 176L244 177L239 176V175H241L240 173L244 170L241 167V166H243L242 163L244 162V159H242L239 156L234 157ZM235 159H237V160H235ZM113 160H115V162ZM150 160H151V162H150ZM113 162H114V164H113ZM131 162H133V161H131ZM146 162H147V164H146ZM185 162H186V164H184ZM230 162H231V167L233 168L232 160L229 161V163H228L229 165H230ZM135 163L139 166L136 167ZM142 163H143V165H142ZM132 164H130V165H132ZM244 164H245V168L250 165L248 163L247 164L244 163ZM149 165H151V166H149ZM152 165H153V167H152ZM229 165H227V166H229ZM147 166H149V167H147ZM150 167H152V168H150ZM183 167H187V168H183ZM190 167H189V170L192 169ZM146 169H148V171ZM7 170H8V172H7ZM145 170H146V172H145ZM157 171H159V172H157ZM190 171H188V176L191 180H193L192 179L193 176H191V174L193 175V172L189 175ZM139 172H141V170ZM149 177H147L148 180H150ZM85 178H86V180H85ZM160 178H161V180H160ZM16 179H19L21 182L19 180H16ZM93 179H95V180H93ZM96 180H98V181H96ZM157 180H159V181H157ZM219 181H220V183L217 185L218 187H219V185H221L222 183L225 182V180L223 178L218 179V182ZM238 181H241V182H238ZM95 183H97V184H95ZM235 183L233 186H235ZM6 184L7 185L10 184V186L7 188ZM81 184H84V185H81ZM252 184H254V185H252ZM156 185H159V186L156 187ZM163 186H166V187H164V190L161 189L162 190L161 191L160 188ZM169 186H171V187H169ZM141 187H142V189H141ZM21 188H22V192L19 191V190H21ZM158 189L162 193L157 191ZM193 189L195 190V192H193L194 191ZM26 190H27V192H26ZM69 190H70V187H69ZM80 190H81V192H80ZM190 190H192V192ZM75 191L76 192L78 191V192L76 193ZM146 191H149L150 193L148 192L149 193L148 194V193H146ZM215 191L218 192L219 190L214 189L213 192H215ZM73 192L76 195H74ZM156 192H157V194H156ZM167 192H166V194H167ZM16 193L18 194V196ZM70 193H69V195H70ZM192 193H194L195 195H192ZM154 194H155V196H154ZM11 195H12V197H16L17 199L12 198V199H15V201L10 199ZM44 195H46V196L48 195V196L46 197ZM56 195H58V196H56ZM64 196L66 198H64ZM6 197H8V198L10 197V198L7 199ZM161 197H163V198H161ZM20 200L22 201V203ZM127 200H130V199H127ZM147 200H149V201L147 202ZM22 204L24 206L23 208H22ZM142 204H143V206H142ZM169 204H170V206H169ZM197 204H198V206H197ZM200 204H203V207H201L202 205H200ZM250 204L252 205V207H251L252 209L250 208V206H251ZM195 205L198 208H196ZM21 208L23 210H21ZM61 208H62V210L64 209L62 212H60ZM198 209H200V210L198 211ZM255 209H257V210H255ZM143 210L145 211V209H143ZM143 210L140 211L141 214L144 213ZM123 215H124V216H122L123 219L128 221V223H132L134 217L131 214L125 212V214H123ZM157 216H158V218H157ZM176 216H179L176 212L172 214V217H176ZM237 217H239V219ZM97 221H98V223H97ZM159 221H160V223H158ZM32 222H34V223L36 222L35 218H32ZM78 223H80V226L78 225ZM217 224L219 226H217ZM238 224H240V223H238ZM85 225H87V226L90 225L92 227V229L90 226H89L90 227L89 228V227H86ZM75 226H78V227L83 226V227L79 228L78 231L76 230V232H75V230H74ZM198 226H200V227H198ZM239 226L237 228H239ZM106 232L110 236V237L108 236L109 240L106 239L107 244L108 245L110 244L109 245L110 247L108 245H105V247L103 246V248H101V247L96 248V247H94V244L92 245V243L88 240L89 239L88 236L95 237V236H99L101 233H106ZM113 233H115V235ZM112 234L115 237L112 236ZM232 234H233L232 232L227 231V233H225L222 236V239L224 241H227L226 243H229L231 241ZM184 235H185V237H184ZM261 235H260V237H261ZM260 237H259V239H260ZM113 238H114V240H113ZM115 238H119V239L121 238V239L120 240L117 239L118 241L114 242ZM261 238L264 240V234L262 235ZM262 239H261V241H263ZM112 242H113V244H112ZM51 245H52V247H51ZM63 245H65V246H63ZM90 245H92V246H90ZM83 246L85 248H83ZM43 248H45V250ZM62 250H66V251H64L65 253H63ZM134 250H135V252H134ZM91 251H92V253H91ZM6 254H8V255H6ZM24 255L22 254V256H24ZM72 256H73V258H72ZM127 259H129V260H127Z\"/></svg>","mask_w":264,"mask_h":264}]
</instances>
